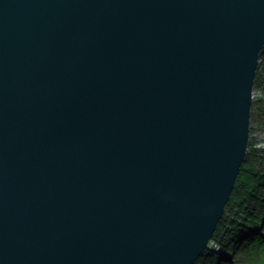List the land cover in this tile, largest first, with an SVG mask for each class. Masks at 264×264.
I'll list each match as a JSON object with an SVG mask.
<instances>
[{
	"label": "water",
	"instance_id": "95a60500",
	"mask_svg": "<svg viewBox=\"0 0 264 264\" xmlns=\"http://www.w3.org/2000/svg\"><path fill=\"white\" fill-rule=\"evenodd\" d=\"M263 48L264 0H0V264H194Z\"/></svg>",
	"mask_w": 264,
	"mask_h": 264
},
{
	"label": "trees",
	"instance_id": "16d2710c",
	"mask_svg": "<svg viewBox=\"0 0 264 264\" xmlns=\"http://www.w3.org/2000/svg\"><path fill=\"white\" fill-rule=\"evenodd\" d=\"M260 59L254 85L263 97L253 107L260 108L258 121L264 125V48ZM241 168L211 239L222 254L209 246L194 264H264V148L257 147L252 138Z\"/></svg>",
	"mask_w": 264,
	"mask_h": 264
},
{
	"label": "rangeland",
	"instance_id": "374dc122",
	"mask_svg": "<svg viewBox=\"0 0 264 264\" xmlns=\"http://www.w3.org/2000/svg\"><path fill=\"white\" fill-rule=\"evenodd\" d=\"M260 61H261V59H260ZM259 64H260V62H259ZM258 68H259V65H258ZM263 68H264V64L262 63L261 69H263ZM257 72H258V69H257ZM263 73H264V71H263ZM256 76H257V73H256ZM259 91H260L259 88H255V89L253 88L252 93H253V95H255V97H257V96L259 98L260 97H263L262 96V93H261L260 96L258 95ZM263 100H264V98H263ZM263 106H264V104H263ZM259 113H261L260 108H256L255 107V113L254 112L252 113L253 114L252 115L253 120L250 119L249 141H251V138H252V141L255 142V144L257 145V147L259 146L260 148L263 149L264 148V125H260V123L258 121ZM249 141H248V143H249ZM247 149H248V147H247ZM209 246H211L212 249H215L217 252L221 253V249L219 247H217V244L216 243H213L211 241V242H209Z\"/></svg>",
	"mask_w": 264,
	"mask_h": 264
},
{
	"label": "bare ground",
	"instance_id": "6f19581e",
	"mask_svg": "<svg viewBox=\"0 0 264 264\" xmlns=\"http://www.w3.org/2000/svg\"><path fill=\"white\" fill-rule=\"evenodd\" d=\"M259 62H260V61H259ZM254 89H255V85H254ZM261 93H262V90L259 91L258 95L260 96ZM262 96H263V93H262ZM257 97H258V96H257ZM257 97H255V95H253V93H252V96H251L252 104H251V109H250V111H251L250 119L252 118V115H253L252 113H253V112L255 113V107H253V103L255 104V101H256ZM259 114H260V113H259ZM246 153H247V151H246ZM244 160H245V159H244ZM241 169H242V168H240V171H241ZM210 241H211V240H210Z\"/></svg>",
	"mask_w": 264,
	"mask_h": 264
}]
</instances>
